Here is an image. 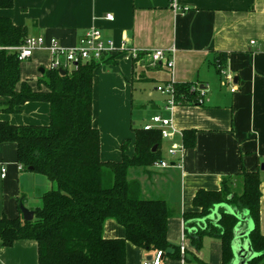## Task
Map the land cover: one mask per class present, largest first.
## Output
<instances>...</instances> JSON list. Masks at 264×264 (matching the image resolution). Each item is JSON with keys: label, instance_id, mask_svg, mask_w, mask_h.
Masks as SVG:
<instances>
[{"label": "crops", "instance_id": "1", "mask_svg": "<svg viewBox=\"0 0 264 264\" xmlns=\"http://www.w3.org/2000/svg\"><path fill=\"white\" fill-rule=\"evenodd\" d=\"M173 1L179 12L172 9ZM107 15H113L114 21H108ZM0 17L25 27L27 37L55 38L64 47L76 46L90 29L101 30L117 46L125 43L140 51L175 47L173 76L165 63L153 66L145 57L135 60L128 54L108 57L96 68L93 124L100 131L101 160L121 162L124 145L133 156L138 129L132 120L135 107L143 113L144 125L155 115L172 118L183 133L179 141L185 143L184 134L195 132V146L186 147L183 168L168 153L171 141L162 140L161 160L171 167L134 168L129 181L139 187L142 199L165 200L171 209L168 240L180 246L184 236L186 245L185 259L174 264H223L220 240L207 237L198 250L188 238L199 228L217 225L222 211L238 217L234 239L238 232L242 246L252 248L249 235L254 224L248 212L221 204L206 218L187 220L185 214L196 211L193 201L199 191H220L224 179L231 176L240 195V174L259 171L264 234V0H14L13 8L0 10ZM51 61L48 51H35L31 59L21 62V81L36 90L39 79L34 83L22 66L27 71L37 69L41 78L40 69L49 70ZM172 80L175 85L199 86L204 92L200 104L178 105L173 113L167 112V97L160 88ZM10 101L0 96V105ZM50 117L49 104L28 102L18 113H0V122L48 126ZM19 166L16 144H1L0 218L22 216L21 203L31 211L41 208L43 194L55 188L46 177ZM104 235L122 238L125 230L108 220ZM136 249L129 243L127 255L136 252L144 261L152 256ZM167 261L175 260L164 258L163 264ZM0 264H39L37 243L23 240L6 248L0 242Z\"/></svg>", "mask_w": 264, "mask_h": 264}, {"label": "trees", "instance_id": "2", "mask_svg": "<svg viewBox=\"0 0 264 264\" xmlns=\"http://www.w3.org/2000/svg\"><path fill=\"white\" fill-rule=\"evenodd\" d=\"M14 0H0V10L11 9ZM27 29L0 17V96L11 98L0 105V113H18L28 102L50 105L48 126H15L0 122V145L17 146V161L23 171L46 177L55 188L42 196V207L34 210V220L0 218V242L13 247L18 241H35L39 264H127L129 243L150 255L162 251L164 258L182 260L180 246L168 240L172 212L165 200H144L139 187L129 181V171L149 168L161 161L162 138L159 132L136 129L135 151L121 162L101 160L100 131L93 124V78L100 63H83L77 70H46L35 90L21 81L18 54L5 48L24 44ZM176 87L178 105L200 104V93L192 84ZM185 145L195 146V132L184 134ZM158 146L156 153L153 148ZM32 169V170H30ZM260 172L243 171L242 193L234 188L232 177L224 179L220 191L201 190L194 198L196 209L186 213L187 220L209 217L216 206L228 204L248 212L254 229L249 240L257 256L249 264H264V234L260 230L262 179ZM23 204V203H21ZM108 220L125 230L122 238L104 235ZM239 224L236 215L222 211L217 225L199 228L188 238L198 250L207 237L222 243L223 264L234 259V232ZM200 264H206L199 261Z\"/></svg>", "mask_w": 264, "mask_h": 264}, {"label": "built area", "instance_id": "3", "mask_svg": "<svg viewBox=\"0 0 264 264\" xmlns=\"http://www.w3.org/2000/svg\"><path fill=\"white\" fill-rule=\"evenodd\" d=\"M172 9H174L175 12H179L181 8L173 1ZM106 19L108 21H114V16L107 15ZM2 49L3 48L0 47V50ZM5 50L17 53L20 62L31 59L35 51H48L52 56L50 69H62L65 71H69L70 69H72L71 71L77 70L79 65L83 63H101L113 55L128 54L135 60L140 57H145L153 66L159 63H165L167 69L171 71L172 76L175 68L174 55L176 54L175 47L168 50L140 51L134 47H128L125 43L117 46L112 39H106L103 32L99 29H90L80 36L77 45L74 47H64L60 41L55 38L50 39L44 36H38L27 37L23 45L5 48ZM167 56H171V58H167ZM173 81L174 80L160 88L161 94L167 97L165 110L169 113H173L178 106L176 100V87ZM191 90L200 93V95L204 93L199 86L193 85ZM143 130L159 132L163 141H171L172 145L168 153L172 157L178 159V164L176 166L180 169L183 168L186 146L183 141L181 142L178 140L182 139L183 133L176 128L172 118L155 115L143 126ZM153 167L157 169H166L171 167V165L169 162L161 160L156 161ZM19 169L22 170L23 168L19 166ZM6 171V168H4L2 177L6 176ZM180 248L184 256L186 251L184 236ZM163 259V252L158 251L151 256V260H146L143 264H163Z\"/></svg>", "mask_w": 264, "mask_h": 264}, {"label": "water", "instance_id": "4", "mask_svg": "<svg viewBox=\"0 0 264 264\" xmlns=\"http://www.w3.org/2000/svg\"><path fill=\"white\" fill-rule=\"evenodd\" d=\"M41 74H44L45 69H40ZM59 72L63 75L66 74L65 70L60 69ZM158 149V146L156 145L153 148V153H156ZM262 169L264 170V165L262 167ZM32 170V169H30ZM20 210L22 212L23 215V219L24 221L27 222H31L34 220L35 217V213L29 209H27L24 204L20 205ZM239 238V233L236 232V238L233 241L232 247H233V252H234V260L232 264H249L251 262L252 259H254L257 254L254 253V251L252 250L251 246L246 244L245 246H242V244L240 243L239 240H237ZM247 246V250L245 252V247ZM148 260H151V257H149Z\"/></svg>", "mask_w": 264, "mask_h": 264}, {"label": "rangeland", "instance_id": "5", "mask_svg": "<svg viewBox=\"0 0 264 264\" xmlns=\"http://www.w3.org/2000/svg\"><path fill=\"white\" fill-rule=\"evenodd\" d=\"M26 67L25 66H22V69L27 72V75L29 78H34V83L40 79V74L39 72L36 70H30V71H27L25 69ZM72 69L69 70V72H72L71 71ZM142 118H143V113L141 112V110L137 107H135L134 109V113H133V122L136 124L135 127L138 128V129H143V126H144V123L142 121ZM131 127V125H130ZM164 147V145H162ZM162 147V149H164ZM27 209L28 207L26 205H24ZM134 251H139V249H136ZM146 261V260H145ZM142 258L138 257L136 252H131L129 253V256H128V264H143L145 262ZM174 263H177L176 261H167L166 264H174Z\"/></svg>", "mask_w": 264, "mask_h": 264}]
</instances>
